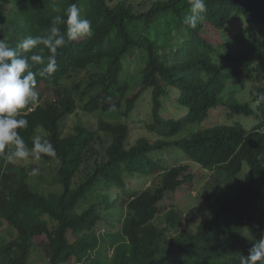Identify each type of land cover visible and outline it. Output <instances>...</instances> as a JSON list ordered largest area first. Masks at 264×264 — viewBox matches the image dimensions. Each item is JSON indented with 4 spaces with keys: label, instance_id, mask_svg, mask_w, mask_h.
<instances>
[{
    "label": "trees",
    "instance_id": "16d2710c",
    "mask_svg": "<svg viewBox=\"0 0 264 264\" xmlns=\"http://www.w3.org/2000/svg\"><path fill=\"white\" fill-rule=\"evenodd\" d=\"M73 3L91 20L94 34L66 38L57 71L37 76L39 101L23 110L29 126L20 130L29 147L35 135H44L58 158L18 165L0 154V221L16 233L1 243L0 264H30L40 248L48 264H240L264 237V0H206L194 29L182 22L189 0H0V39L16 47L48 29L55 16L66 19ZM235 17L248 25L249 35L228 32ZM59 27L66 33V25ZM32 54L39 49L24 55ZM132 62L140 84L131 91L124 77ZM42 67L33 64L32 70ZM229 83L238 87L239 99L224 98ZM169 87L179 92L177 105L189 110L178 120L161 116ZM148 90L151 139L133 142L128 124L105 118L97 130L80 123L65 136L63 123L78 110L131 119ZM219 108L228 123L168 142ZM157 133L168 141H156ZM171 147L201 170L151 158ZM44 168L51 182L39 172L33 176V169ZM127 175L158 179L131 191ZM188 186L202 204H215L192 231L179 208L162 207ZM104 190L106 196L83 209ZM115 191L124 195L113 200ZM119 205L125 208L120 225L104 222L103 213Z\"/></svg>",
    "mask_w": 264,
    "mask_h": 264
},
{
    "label": "clouds",
    "instance_id": "9594fccd",
    "mask_svg": "<svg viewBox=\"0 0 264 264\" xmlns=\"http://www.w3.org/2000/svg\"><path fill=\"white\" fill-rule=\"evenodd\" d=\"M189 6L190 11L182 22L194 29L204 18L206 0H189ZM65 16L66 19L55 16L48 29L40 35L25 36L16 47L0 39V154L10 163L29 159L39 161L43 156L58 158L53 143L44 135H35L29 147L20 130L29 126L23 110L39 101L37 76H50L57 71L58 49L65 45L66 38L75 41L91 38L94 34L91 20L81 15L77 4H70ZM62 24L66 25V33L61 32L59 25ZM37 48L40 54L24 55ZM45 49L49 53L46 56L43 54ZM33 64L43 67L34 72ZM111 110L115 111L116 106L112 105ZM36 171L33 169L32 174ZM240 264H264V237L253 244L247 256H240Z\"/></svg>",
    "mask_w": 264,
    "mask_h": 264
},
{
    "label": "rangeland",
    "instance_id": "374dc122",
    "mask_svg": "<svg viewBox=\"0 0 264 264\" xmlns=\"http://www.w3.org/2000/svg\"><path fill=\"white\" fill-rule=\"evenodd\" d=\"M156 1V0H155ZM247 24L244 23V20L241 18H233L229 25H228V32L232 34V36H235L240 33H246L247 35L250 34L249 29L247 28ZM160 32L162 34L166 33V29L161 28ZM218 44V43H216ZM224 68H227V64L222 62L221 63ZM139 66H135L133 62L131 64H128L125 68V77L124 80L127 82V84L134 90L139 84H140V79L137 74H139ZM225 76H228V72H224ZM227 82V81H226ZM238 87H235L234 85L229 83V86L227 87L224 98L228 99L229 97H233L235 99H239L240 95L237 94ZM48 91V89H47ZM130 91V92H131ZM179 96V92L173 89L172 87L168 88V94L165 98H163V109L161 111V116L166 119H181L185 117L189 110L180 107L176 103V99ZM244 98H248L247 96H243ZM46 99H50V97H47ZM150 100H151V90L145 91V93L142 95L140 98L138 108L136 111L133 113L131 119H123L120 115L115 114V115H110V114H95V115H88L84 113L81 110L77 111V115H73L68 117L65 122L63 123V128H64V134L65 136L70 135L73 133L74 128L82 123L86 127H91L93 130H97L98 128V121L102 118H105L107 120L111 121H118L121 123L128 124L131 129H132V140L133 142L138 140L139 138H148L151 139V134L147 132L146 129V123L150 121V107L152 109V104L150 106ZM244 118H237L235 119V123H242ZM221 122L228 123L227 118L225 116V109L219 108L216 109L212 112L210 118L203 122L202 124H198L192 127H189L185 129L182 133H180L178 136L173 138L172 140L165 139L163 136L159 135L157 133V136H155L156 141L163 140V141H168V142H178L181 141L182 139H185L188 136H191L197 132L204 131L206 129L214 128L218 126ZM152 159H164L162 162V165H170L171 167H176L181 164H185L187 166H190L192 171L197 172L201 170L199 166L194 164L190 159L179 149L177 148H169L166 149L163 152H155L151 154ZM18 165L24 164V165H31L33 162L31 160L27 161H18L16 162ZM36 174L38 172L45 177V182H51V171L48 170L47 168H44V171L41 169H36ZM34 176V175H33ZM35 177V176H34ZM37 179V177H35ZM127 182H129V188L131 191H143L150 187L154 181L157 179H148L146 177H139L136 175H127ZM209 182V181H208ZM207 182V183H208ZM210 184V183H209ZM192 186H188L184 192H181L179 195H174L171 196L165 203L162 204V207H167V206H176L179 208V211H182V214L185 217V225H186V230L187 231H192L193 228H196L197 225L201 223L202 218L201 217L203 214H212L211 210L214 211L215 209V204L207 203V205H204L200 202L198 199V194L197 192H193L191 189ZM51 188L48 184H43L41 185V189L45 192H48ZM56 190V188H52ZM130 193V192H129ZM107 193L104 190L103 191H98L97 195L92 198V201L88 206H86L83 209L88 208L90 205L100 201L103 196H106ZM111 198L114 200L117 198V195H124L120 193L119 191L112 192ZM125 198V197H123ZM123 206L119 205L118 209L114 210L111 213H103V220L104 222H110L114 223L117 226L120 225V220L124 216V211H123ZM4 224V227L0 228V245L3 242H8L10 239H14L16 237L15 231L5 222V221H0V223ZM120 230V229H119ZM106 231L104 228L99 230V233H102ZM246 236L248 239L252 240L254 238V231L252 228L247 230ZM97 257L95 258V260ZM30 264H48V260L43 253L42 249L36 250L34 253Z\"/></svg>",
    "mask_w": 264,
    "mask_h": 264
}]
</instances>
